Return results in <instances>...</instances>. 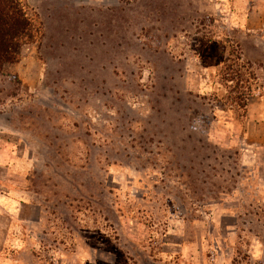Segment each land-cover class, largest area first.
Returning a JSON list of instances; mask_svg holds the SVG:
<instances>
[{
    "label": "rangeland",
    "instance_id": "obj_1",
    "mask_svg": "<svg viewBox=\"0 0 264 264\" xmlns=\"http://www.w3.org/2000/svg\"><path fill=\"white\" fill-rule=\"evenodd\" d=\"M19 1L0 264H264V0Z\"/></svg>",
    "mask_w": 264,
    "mask_h": 264
},
{
    "label": "trees",
    "instance_id": "obj_2",
    "mask_svg": "<svg viewBox=\"0 0 264 264\" xmlns=\"http://www.w3.org/2000/svg\"><path fill=\"white\" fill-rule=\"evenodd\" d=\"M35 34L19 0H0V72L6 64L20 61L23 47Z\"/></svg>",
    "mask_w": 264,
    "mask_h": 264
}]
</instances>
